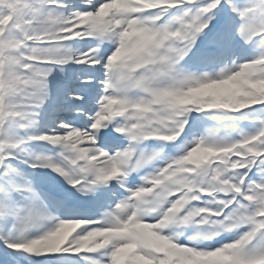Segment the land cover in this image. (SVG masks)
Segmentation results:
<instances>
[{
    "label": "snow or ice",
    "instance_id": "1",
    "mask_svg": "<svg viewBox=\"0 0 264 264\" xmlns=\"http://www.w3.org/2000/svg\"><path fill=\"white\" fill-rule=\"evenodd\" d=\"M0 264H264V0H0Z\"/></svg>",
    "mask_w": 264,
    "mask_h": 264
}]
</instances>
